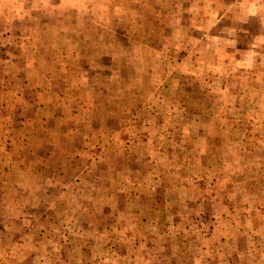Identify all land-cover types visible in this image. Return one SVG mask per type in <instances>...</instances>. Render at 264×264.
Listing matches in <instances>:
<instances>
[{
	"label": "rangeland",
	"instance_id": "374dc122",
	"mask_svg": "<svg viewBox=\"0 0 264 264\" xmlns=\"http://www.w3.org/2000/svg\"><path fill=\"white\" fill-rule=\"evenodd\" d=\"M188 1L0 0V264H264V0Z\"/></svg>",
	"mask_w": 264,
	"mask_h": 264
},
{
	"label": "crops",
	"instance_id": "0c3cea01",
	"mask_svg": "<svg viewBox=\"0 0 264 264\" xmlns=\"http://www.w3.org/2000/svg\"><path fill=\"white\" fill-rule=\"evenodd\" d=\"M195 2L198 3L199 5L200 4L204 5L207 3V0H189L188 4L189 3H195ZM223 2H224V0H215V2H214L215 7H217V5H219ZM255 4L256 3L254 2V3H250L249 5L250 6L252 5L255 8ZM248 8H249V6H248ZM58 16H59V18H61L62 14L60 13V15H58ZM261 18H263V16ZM263 21H264V18H263ZM59 24H60L59 27H61V28L57 29V31H56V35H59V36L62 35L60 33L63 31L62 28H64V29L67 28L66 30H71L73 28V26L72 27H69V26L64 27L62 25V23H59ZM262 35H264V30H263ZM255 42H257V41H253V43H252L253 45H252L251 49L250 48L247 49V51H251V52L253 51V55L249 56V54H248V55H246V59H242V60L232 59L231 66L234 67V72H236V75L237 74L239 75V73H240V75H242V77L249 79L252 83V86L249 89L250 92L248 93V96H247V100H249L248 112L251 113L252 116L253 115L254 116H257V115L264 116V56H258V55L256 56L255 55L259 50L264 52V42L259 43V44L255 43ZM49 46H50V48H52V44H49ZM241 69H243V70H241ZM232 78H238V77L233 76ZM234 82L239 83L238 81H234ZM256 85H257V87H256ZM259 102H260V106H262L263 108L258 107ZM256 124H258L257 120L256 121L254 120V122L250 123L249 125L256 126ZM260 124H264V122L263 123L259 122L258 126H260ZM60 131H61L60 126H56L54 128L51 127V129H49V131H47V129H45V128L37 129V134L40 135L39 137L40 138L43 136L45 137L43 142L46 144V146H50L52 148V150L56 152L57 155L62 157V158H57L55 161L56 164L58 165V167L61 168V165L63 162L69 163L73 158L69 155L62 156V154H65L66 151L62 150L61 147H63V148L64 147L74 148V147H76V145L71 144V143H67L68 141H65V140L63 142H61V143H63V145H61V143H59V141L57 143L55 142L54 144L53 143H46L47 142V132H49V133L54 132L56 136L61 137ZM262 131H264V130H262ZM260 144H261V147L264 148V142H262ZM60 145H61V147H60ZM80 147H82L81 149H84V148H87L88 146H87V144L84 143V146H80ZM77 148H79V147H77ZM48 159L49 158L47 156H45V157L40 156V158L37 161V164L39 165V169L42 168L41 166H43V165L45 166ZM6 162H9V161H6ZM14 163H18V162L15 160ZM22 172H23L22 174L25 175V177H31V179H32V175H28L29 171L26 168ZM56 172L58 173V175H60L61 178H63L65 176L63 169H60V171H56ZM39 178L41 179V182L44 181L43 180L44 175L39 174Z\"/></svg>",
	"mask_w": 264,
	"mask_h": 264
}]
</instances>
